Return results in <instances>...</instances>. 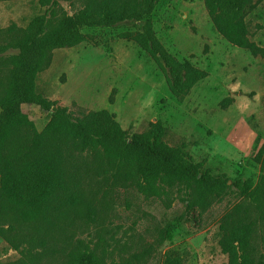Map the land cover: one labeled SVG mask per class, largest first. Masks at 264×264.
Returning <instances> with one entry per match:
<instances>
[{
	"label": "rangeland",
	"instance_id": "1",
	"mask_svg": "<svg viewBox=\"0 0 264 264\" xmlns=\"http://www.w3.org/2000/svg\"><path fill=\"white\" fill-rule=\"evenodd\" d=\"M103 0H0V91L9 79L13 44L28 23L45 15L49 24ZM244 20L249 40L264 50V0H247ZM153 31L180 62L205 76L182 98L169 89V76L130 38L132 24L97 32L99 45L83 42L55 49L38 75L37 92L73 116L108 110L128 136L161 122L164 141L183 147L212 175L259 181L264 154V57L230 45L215 30L203 0H160L151 19ZM24 112L41 131L48 115L33 106ZM67 204L36 223L0 217L2 264H66L86 248L107 263L228 264L220 224L245 201L233 187L206 209L190 208L176 190L149 196L119 176L99 151L75 152L65 166ZM232 181H229L231 185ZM8 212V211H7ZM252 247L264 262V223Z\"/></svg>",
	"mask_w": 264,
	"mask_h": 264
},
{
	"label": "trees",
	"instance_id": "2",
	"mask_svg": "<svg viewBox=\"0 0 264 264\" xmlns=\"http://www.w3.org/2000/svg\"><path fill=\"white\" fill-rule=\"evenodd\" d=\"M54 1L39 0L43 7ZM159 1L103 0L71 16H62L53 24L45 15L36 16L16 39V53L9 57V79L0 91V217L14 216L30 224L57 212L67 204L68 156L99 151L115 173L133 181L140 193L158 197L174 189L190 208L206 209L233 187L245 196V201L221 221V250L228 256V264H264L252 247L255 229L264 223V154L258 157L257 183L230 180L203 169V164L195 163L183 147L169 146L164 141L161 122L150 123L144 133L128 136L108 110L73 116L67 108L37 92V77L55 49L83 42L99 45L97 32L132 24L138 31L130 38L168 74L171 93L177 98L187 95L205 73L188 61L174 58L156 37L150 19ZM203 2L222 38L253 56L264 57V50L248 37L244 20L247 0ZM6 50L5 45H0V58ZM27 106L48 115L41 131L24 112ZM66 264L120 263H107L102 255L86 248L71 253ZM165 264L182 263L168 256Z\"/></svg>",
	"mask_w": 264,
	"mask_h": 264
}]
</instances>
